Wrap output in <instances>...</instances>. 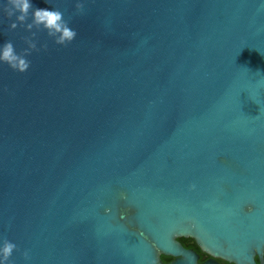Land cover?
<instances>
[{
    "label": "water",
    "instance_id": "95a60500",
    "mask_svg": "<svg viewBox=\"0 0 264 264\" xmlns=\"http://www.w3.org/2000/svg\"><path fill=\"white\" fill-rule=\"evenodd\" d=\"M30 2L77 36L39 31L23 73L0 62L12 264H194L180 236L239 262L264 248V0Z\"/></svg>",
    "mask_w": 264,
    "mask_h": 264
},
{
    "label": "clouds",
    "instance_id": "9594fccd",
    "mask_svg": "<svg viewBox=\"0 0 264 264\" xmlns=\"http://www.w3.org/2000/svg\"><path fill=\"white\" fill-rule=\"evenodd\" d=\"M78 13H82L84 5L78 2L75 5ZM0 13L10 21L8 30H14L18 26L25 28L29 35L23 36L22 40L27 45L19 53L15 50L12 41L8 40L0 45V62L6 63L12 70L25 72L29 69L31 61L27 59L33 51L47 50L48 44L37 47V33L46 31L48 37L52 38L55 44L67 46L77 36V32L69 26V21L64 19L61 10L52 8L35 7L30 0H5L0 4ZM15 16V19L12 17ZM29 18L30 22H29ZM35 29V31H33ZM5 90L6 86H5ZM17 245L3 238L0 243V264H12L11 256ZM22 255L27 260L29 252L25 250Z\"/></svg>",
    "mask_w": 264,
    "mask_h": 264
},
{
    "label": "flooded vegetation",
    "instance_id": "af4514ba",
    "mask_svg": "<svg viewBox=\"0 0 264 264\" xmlns=\"http://www.w3.org/2000/svg\"><path fill=\"white\" fill-rule=\"evenodd\" d=\"M183 250H186L188 260L194 264H264V248L253 250L250 257L244 262H239L234 258H228L220 254H214L212 250L202 248L197 240L191 236H180L177 238ZM181 254H161V259L164 262L172 261Z\"/></svg>",
    "mask_w": 264,
    "mask_h": 264
}]
</instances>
